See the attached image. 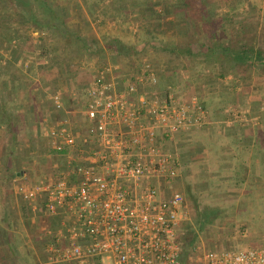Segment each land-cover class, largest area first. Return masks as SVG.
<instances>
[{"label":"crops","instance_id":"1","mask_svg":"<svg viewBox=\"0 0 264 264\" xmlns=\"http://www.w3.org/2000/svg\"><path fill=\"white\" fill-rule=\"evenodd\" d=\"M27 1L0 0V264H76L59 256L70 246L67 218L47 213L42 195L26 201L21 189L68 167L67 154L56 151L49 135L55 119L70 121L75 157L96 146L84 103L93 81L124 87L148 73L147 64L163 95H195L208 109L205 124L177 133L171 146L181 169L174 186L190 221L198 196H205L206 207L226 209L264 191V72L257 66L245 71L229 51L240 50L250 35L257 48L264 43V0ZM142 23H153L170 41L140 46L160 45L172 58L130 63L122 55L118 46L126 50L136 40L125 42L121 29L137 33ZM203 65L231 86L213 84L205 96L182 92L179 84L189 91ZM85 66L93 71L77 90L74 79Z\"/></svg>","mask_w":264,"mask_h":264},{"label":"built area","instance_id":"2","mask_svg":"<svg viewBox=\"0 0 264 264\" xmlns=\"http://www.w3.org/2000/svg\"><path fill=\"white\" fill-rule=\"evenodd\" d=\"M145 68L124 87L99 78L87 90L92 150L75 157L70 121L55 119L49 135L68 167L21 189L23 198L35 202L42 195L47 213L67 218L70 246L59 256L76 264H264V247L186 252L189 215L174 186L181 169L171 146L177 133L201 128L208 109L195 95H163L158 75ZM54 100L63 111L61 96Z\"/></svg>","mask_w":264,"mask_h":264},{"label":"rangeland","instance_id":"3","mask_svg":"<svg viewBox=\"0 0 264 264\" xmlns=\"http://www.w3.org/2000/svg\"><path fill=\"white\" fill-rule=\"evenodd\" d=\"M27 2H31V0H28ZM261 4L263 6L264 2L262 1ZM152 27L153 23L151 25L149 24V26L146 23L137 33H134L132 29L129 30L130 28L128 30H126L127 28L121 29L125 42L132 44V42L136 40L135 45H128L130 49L127 47L128 49L125 50L120 46L117 48L120 51H124L122 55L126 56L130 63H137L136 61L139 62L147 58L149 60L161 59L162 56L160 57V55L172 58L171 56L173 55L168 51L162 50L160 45L154 46L153 44H149L151 42H160L162 44L170 41V37L166 35V33L160 32L154 28L152 29ZM261 35L264 39V29ZM146 42L149 43L145 44L144 47L140 46ZM261 46H264V43ZM166 60L168 59L166 58ZM99 64L100 63L98 62L95 67L100 66ZM90 68L91 67L88 68L85 66V70L87 71H82L84 72L81 74L82 76L75 77V84L73 83L74 88L77 90L82 88L81 82L85 81L86 78L89 79L88 73L93 71ZM181 68L187 70L186 66ZM206 70L207 72L205 73ZM193 74L194 76H197V74L199 75L195 77L194 83L190 84L192 86L189 91H186L187 86H183L182 83L179 84V86L181 85L180 87L182 90H184L182 92H194L205 96V92L208 88H212L213 84L223 82L226 80L225 78H227V76L218 78L217 73H214L213 69L208 68L207 66L205 68L204 65L199 67L198 72ZM248 83L250 91H252L253 89L251 87H253V83H251V79L248 80ZM220 84L222 87L223 85L231 86L227 85V83ZM228 92L232 93V96H236L232 90ZM237 98L238 97H235V99ZM250 197L251 198L239 199L240 202L233 207L227 206L226 209L219 207L221 210L227 211L223 213L218 207L214 208L211 205L206 207L207 200L205 196H198L196 204L193 205V208L195 209V215L192 216L193 220L190 221L189 218V220L183 224V239L185 247L188 248L189 245H192L196 254H199L202 251L236 252L250 248L264 247V191L261 192V189L257 190V195ZM191 240L193 244L189 243Z\"/></svg>","mask_w":264,"mask_h":264},{"label":"trees","instance_id":"4","mask_svg":"<svg viewBox=\"0 0 264 264\" xmlns=\"http://www.w3.org/2000/svg\"><path fill=\"white\" fill-rule=\"evenodd\" d=\"M247 38V44L240 46V50L229 49V51H232L234 54V59L238 65L246 66V69H244L245 71L251 66H257L264 72V46L260 45L257 48L255 44V35H250ZM189 243L193 244L192 240ZM192 247V245H189L188 248L185 247L188 254L192 251Z\"/></svg>","mask_w":264,"mask_h":264}]
</instances>
